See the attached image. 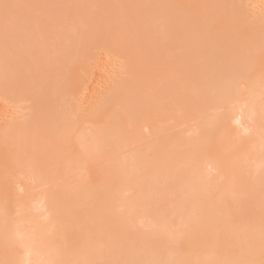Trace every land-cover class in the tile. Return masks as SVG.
I'll return each instance as SVG.
<instances>
[{"label": "bare ground", "instance_id": "bare-ground-1", "mask_svg": "<svg viewBox=\"0 0 264 264\" xmlns=\"http://www.w3.org/2000/svg\"><path fill=\"white\" fill-rule=\"evenodd\" d=\"M149 1L0 0V264H264V20Z\"/></svg>", "mask_w": 264, "mask_h": 264}, {"label": "rangeland", "instance_id": "rangeland-1", "mask_svg": "<svg viewBox=\"0 0 264 264\" xmlns=\"http://www.w3.org/2000/svg\"><path fill=\"white\" fill-rule=\"evenodd\" d=\"M145 1V0H144ZM146 1H149V0H146ZM150 2V1H149ZM153 1H151V3H152ZM72 3V2H71ZM70 3V4H71ZM69 4V5H70ZM146 4V3H145ZM144 4V5H145ZM69 5H66L67 7L69 6ZM84 5V4H83ZM144 5H142L143 7H144ZM74 6V5H73ZM146 6V5H145ZM150 6H152V5H150ZM245 9H246V11H247V14L249 15V17H251L250 18V20L248 21V26L251 28L252 26H253V21L254 20H258V19H261V20H264V0H245ZM71 7V6H70ZM92 8H94L95 9V6L94 7H91V10H92ZM99 8V7H98ZM151 8V7H150ZM100 9V8H99ZM154 9V8H153ZM67 10H68V8H67ZM101 10V9H100ZM148 10V9H147ZM90 11V10H89ZM93 11H95V10H93ZM149 12V11H148ZM150 12H152L151 10H150ZM95 13V12H94ZM93 14V13H92ZM94 15V14H93ZM89 17V16H88ZM259 17V18H258ZM175 44V43H174ZM170 45H172V44H170ZM169 45V46H170ZM175 45H177V44H175ZM166 47V46H165ZM171 48H175V47H172L171 46ZM170 48V49H171ZM178 48V47H177ZM177 48H175V51H173V53L174 52H176V53H178V50L176 51V49ZM166 50V49H165ZM168 50V49H167ZM166 50V51H167ZM169 51V50H168ZM167 51V52H168ZM215 52H216V50H214ZM218 51V50H217ZM163 53V52H162ZM172 53V52H171ZM175 53V54H176ZM179 53H181L180 52V50H179ZM220 53V52H219ZM168 54V53H167ZM174 54V55H175ZM173 55V54H172ZM185 55V54H184ZM188 54H186V56H187ZM189 56V55H188ZM177 57V56H176ZM181 57V56H180ZM184 57V56H183ZM203 58V57H202ZM201 58V60H202V64L204 65V61H203V59L205 58H203L202 59ZM180 59V58H179ZM187 59V58H186ZM188 59H189V57H188ZM181 61L183 60V59H180ZM200 60V59H199ZM189 61L190 62H188V66L189 65H192V64H190L191 63V60L189 59ZM105 62V63H104ZM104 66H103V68H102V70H101V72H100V75H101V78L100 77H97L96 78V81H94V83H92L91 82V84L92 85H94L95 86V89L92 91V92H90L91 90L89 89V93L87 94V96H86V99H84L83 100V102H82V106H84V107H90L99 97H101L103 94H105V92L108 90V89H110V88H112L113 86H115V84H117V83H126V82H128V80H129V77H125V76H123V69L121 68V65H122V63H123V60L120 58V57H118V56H116V55H109L107 58H104ZM185 62V61H184ZM183 62V63H184ZM197 62V61H196ZM200 62V61H199ZM160 64V63H159ZM158 64V65H159ZM202 64H201V66H202ZM187 65V64H186ZM196 65V64H195ZM161 66V65H160ZM164 66V65H163ZM165 68H166V66H164ZM183 67H184V65H183ZM185 67H187V66H185ZM194 67H196V66H194ZM160 68V67H159ZM191 68V67H190ZM199 69L201 68V67H198ZM120 69V70H119ZM187 69V68H186ZM186 69H185V72H186ZM194 69V68H193ZM161 70V69H160ZM162 70H163V68H162ZM161 70V71H162ZM188 70V69H187ZM183 71H184V69H183ZM165 72V73H164ZM190 72H191V70H190ZM189 72V73H190ZM162 73L165 75V74H167L166 73V70H164V71H162ZM97 74V73H96ZM163 75V76H164ZM187 84V83H186ZM163 85H164V83H163ZM92 88V87H91ZM91 104V105H90ZM1 107H3V108H1ZM4 109V110H3ZM1 110L3 111L2 112V114H0V125H6V124H8V122L9 123H11V122H13V123H16V122H18V121H22V120H24L25 119V117L30 113V109H29V103H16V102H12V101H7V102H4V103H2V104H0V112H1ZM244 135V134H243ZM245 136V135H244ZM253 184V183H252ZM254 186V185H253ZM257 187V189L259 190V192H261L262 190H264V179L259 183V184H257L256 186H255V188ZM256 190V189H255ZM257 191V190H256ZM154 193V192H153ZM156 193V192H155ZM246 195H247V192H246ZM261 195V194H260ZM147 196V195H146ZM152 197V196H154V197H152V199L150 198V197ZM148 197H149V200L147 199V201H148V203H149V201H151V200H153V202L155 201H157L158 200V193H157V199L155 198L156 197V194L154 195H152L151 196V194L149 195ZM159 196H161V195H159ZM170 197V196H169ZM165 198H167V196L165 197ZM164 197L162 198L163 200H166V201H169L168 199H165ZM171 198V197H170ZM174 199H175V197H173ZM172 198V199H173ZM154 199H156V200H154ZM161 199V200H162ZM247 198H246V196H242V198H241V201H245ZM263 200V199H262ZM152 202V201H151ZM153 202H152V204H153ZM165 202V201H164ZM163 202V203H164ZM170 202V201H169ZM149 204H151V203H149ZM158 204V203H157ZM153 206V205H152ZM150 207V206H149ZM242 209V208H241ZM243 211V210H242ZM242 211H240V213H237L236 211H235V213H237V215H239L240 216V214H242L241 212ZM239 212V211H238ZM238 216V217H239ZM113 250H110V249H108V251H104L105 252V255L107 254H109V252H112ZM114 252V251H113ZM110 254H112V253H110ZM113 254H115L116 255V253L114 252ZM115 255L114 256H112V255H110V257L109 256H107V257H109V258H111V256H112V258H113V260H111L112 262L113 261H115V259L117 258V257H115ZM104 257V256H103ZM105 258V257H104ZM106 259V258H105ZM108 259V258H107ZM109 261H110V259H108ZM109 261H107V263L109 262ZM112 262H109L108 264H111Z\"/></svg>", "mask_w": 264, "mask_h": 264}]
</instances>
